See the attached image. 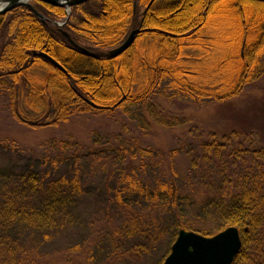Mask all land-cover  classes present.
I'll use <instances>...</instances> for the list:
<instances>
[{"label": "trees", "instance_id": "16d2710c", "mask_svg": "<svg viewBox=\"0 0 264 264\" xmlns=\"http://www.w3.org/2000/svg\"><path fill=\"white\" fill-rule=\"evenodd\" d=\"M33 4L52 21L59 22L65 15L63 7ZM68 17L61 28L94 57L73 48L55 25L42 23L23 5L0 14V88L9 80L11 90L22 94V102H13L12 110L23 124L56 126L80 112L127 111L145 103L161 82L198 103L225 102L236 98L260 75L264 0H89L73 6ZM212 23L221 31L220 47L227 51L213 65L199 68L193 60L203 54L195 53H208L212 48L211 43L199 40L201 32ZM134 29L132 45L117 57H109L108 51L122 44ZM42 52L64 72L40 56ZM60 147L65 152L79 145L62 142ZM203 147L216 155L221 150ZM64 152L53 160L62 162ZM261 153L264 158V151ZM236 158L232 161L239 160ZM201 160L217 169L228 164H216L208 155ZM230 176L220 171L201 190L195 213L212 218L217 225L212 232L201 233L210 236L235 226L242 247L231 264H264V170H239ZM123 181L126 184L117 193L120 202L143 205L146 201L149 207H168L170 217L156 228L168 237L170 248L178 230L189 228L180 223L176 211L183 212L182 202L191 196L181 194L172 184L157 183L150 188L131 175ZM0 183V254L14 231L50 234L79 219L77 202L82 188L77 175L46 181L37 169L4 166L0 167ZM154 235L135 227L124 238L136 237L135 249L143 251L142 244L150 245ZM12 263L16 261L12 259Z\"/></svg>", "mask_w": 264, "mask_h": 264}, {"label": "rangeland", "instance_id": "374dc122", "mask_svg": "<svg viewBox=\"0 0 264 264\" xmlns=\"http://www.w3.org/2000/svg\"><path fill=\"white\" fill-rule=\"evenodd\" d=\"M67 20L65 13L59 23ZM220 32L213 23L201 32L199 40L211 43L212 48L208 53L197 51L195 54L203 56L194 59L193 64L199 68L213 65L225 54L227 50L220 47ZM259 62L261 71L256 80L225 102L198 103L161 82L138 107L109 114L80 112L56 126L21 123L12 105L22 102V94L11 90L6 80L7 85L0 88V167L34 168L46 181L60 175H77L82 193L77 202L78 221L50 234L14 231L11 240L4 242L7 246L0 254V264H13L12 259L16 264H156L167 257L171 249L168 237L156 226L170 217L168 207H149L146 201L143 205L120 202L117 193L124 188L123 180L128 175L150 188L167 183L178 187L181 194L190 195L192 199L182 202L183 212L176 211L188 230L203 235L201 232L208 234L217 229L212 218L200 217L194 209L206 181L220 171L233 176L239 170H264V56ZM164 122L177 123L167 126ZM62 142H75L79 148L64 152L58 148ZM205 145L221 150L216 155L205 150ZM63 152L65 159L56 163L53 158ZM205 155L216 164H228L212 168L201 160ZM236 156L239 160L232 161ZM135 227L155 234L150 245L142 244L143 251L135 249L136 237L124 238ZM261 251L264 258V243Z\"/></svg>", "mask_w": 264, "mask_h": 264}, {"label": "water", "instance_id": "95a60500", "mask_svg": "<svg viewBox=\"0 0 264 264\" xmlns=\"http://www.w3.org/2000/svg\"><path fill=\"white\" fill-rule=\"evenodd\" d=\"M33 1L65 8L67 20L73 6L89 0H0V14L23 5L30 9L37 19L47 23L49 21L48 18L35 8ZM63 23L55 22L70 45L79 49L84 55L94 57L93 52L77 45L74 40L70 39L68 33L61 28ZM136 32V29L131 30L122 44L108 51V56L117 57V55L126 51L134 42ZM40 56H43L52 65L54 64L59 70L64 72L60 64L52 60L48 55L42 52ZM241 247V234L235 226L220 230V232L210 237L191 230L179 229L175 241L170 246V252L162 264H231Z\"/></svg>", "mask_w": 264, "mask_h": 264}, {"label": "flooded vegetation", "instance_id": "af4514ba", "mask_svg": "<svg viewBox=\"0 0 264 264\" xmlns=\"http://www.w3.org/2000/svg\"><path fill=\"white\" fill-rule=\"evenodd\" d=\"M34 2H36V1H33V3H34ZM36 3H39V2H36ZM41 3H42V2H41ZM31 12H32V11H31ZM39 12H41V11H39ZM41 13H42V12H41ZM42 14H43V13H42ZM43 15H44V14H43ZM44 16H45V15H44ZM45 17H46V16H45ZM36 18H37V17H36ZM46 18H47V17H46ZM48 20H49V21H48L47 23H44V24L47 25V24H51V23H52V24H54V25L56 26V28L58 29L57 25L55 24V22H58V21H52V20H50L49 18H48ZM41 22H42V21H41ZM42 23H43V22H42ZM64 23H65V22H64ZM64 23H63V24H64ZM63 24H62V25H63ZM67 41H68V40H67Z\"/></svg>", "mask_w": 264, "mask_h": 264}]
</instances>
